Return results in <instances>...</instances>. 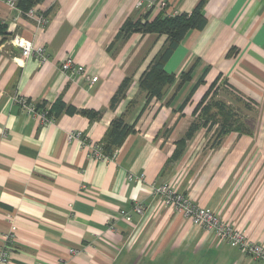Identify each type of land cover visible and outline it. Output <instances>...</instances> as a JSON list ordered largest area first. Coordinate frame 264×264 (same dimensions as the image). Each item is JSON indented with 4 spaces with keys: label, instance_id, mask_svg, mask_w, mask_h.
I'll return each instance as SVG.
<instances>
[{
    "label": "crops",
    "instance_id": "obj_1",
    "mask_svg": "<svg viewBox=\"0 0 264 264\" xmlns=\"http://www.w3.org/2000/svg\"><path fill=\"white\" fill-rule=\"evenodd\" d=\"M165 1L152 19L190 14L201 0ZM34 9L47 17L45 27L0 2V250L7 264H264L153 195L156 186L173 185L264 246V0H206L205 28L187 33L165 66L174 81L149 103L139 80L166 36L117 39L128 19L145 15L134 0H44ZM15 36L44 46L48 61L24 60L10 43ZM66 56L98 80L62 73ZM216 81L219 91L260 111L256 129L232 130L215 143L218 133L200 127L174 160L195 107ZM17 95L51 112L63 101L102 116L62 113L46 126L20 111ZM117 118L135 132L112 162L90 160L88 148L68 140L82 131L105 144Z\"/></svg>",
    "mask_w": 264,
    "mask_h": 264
},
{
    "label": "built area",
    "instance_id": "obj_2",
    "mask_svg": "<svg viewBox=\"0 0 264 264\" xmlns=\"http://www.w3.org/2000/svg\"><path fill=\"white\" fill-rule=\"evenodd\" d=\"M0 2L6 4L10 9H18L17 0H0ZM134 7L137 10L143 11L145 14L150 11L160 13L167 9V2L165 0H134ZM20 12L27 18L34 20L40 27H45L48 24L47 17L44 14L37 12L34 8L26 13H23L21 10ZM10 43L13 47L21 50V57L24 60L33 57L41 64L48 61L46 49L42 45H36L33 41L21 36H15ZM60 70L68 76L75 74L80 75L90 84H93L98 80V77H90L86 68L78 64L71 56L63 58L60 64ZM14 103L19 107L22 113L29 117L38 118L43 125L49 126L56 121V119L51 116L47 107L38 108L25 96L17 95L14 98ZM68 140H76L80 142L82 147L88 148V158L90 160L112 162L114 159L115 153L111 156L106 155L102 145L92 142L82 131L70 132ZM134 179L135 178L130 176V181H133ZM82 189L85 190L86 186H82ZM153 195L160 196L164 206L173 208L189 218L195 226L211 233L218 242L239 248L248 256L260 259L264 262L263 245L251 241L245 232L236 228L232 224L226 223L215 212L198 206L193 200L179 192L175 186L170 184L156 186ZM143 209L144 207L140 204H136L134 207V210L137 213H142ZM121 214L125 215L126 213L121 212ZM76 251L77 250L72 249L71 252L75 253ZM9 259L10 256L7 251L0 250V264H7Z\"/></svg>",
    "mask_w": 264,
    "mask_h": 264
},
{
    "label": "trees",
    "instance_id": "obj_3",
    "mask_svg": "<svg viewBox=\"0 0 264 264\" xmlns=\"http://www.w3.org/2000/svg\"><path fill=\"white\" fill-rule=\"evenodd\" d=\"M44 0H17V7L23 13H26L30 9L34 8L36 5L42 3ZM206 0H201L195 9L190 14H180L174 17L157 15L152 19L153 12H147L144 17L140 20L133 21L128 19L120 28L117 39L127 40L132 34H158L160 36H166V43L162 52L157 55L152 62L149 64L147 70L142 74L139 85L142 91L147 93V103L151 102L153 99L161 100L163 97L164 88L174 81V77L169 75L165 66L168 60L173 55L174 51L179 47L181 42L184 40L185 36L190 31H200L203 30L207 24V18L203 13V7ZM0 34L2 30L0 29ZM234 49L230 50L228 55H231ZM193 68H190L187 72L183 73L181 76V83H186L191 80ZM129 79H126L118 93V96L114 99L116 103L117 99L122 96L129 85ZM203 82V79L199 84ZM217 82H214L206 94L201 99L200 103L194 110V115L199 112L201 106L208 98L214 96V92L217 94ZM187 102L181 107L184 109ZM45 108V107H44ZM206 110V108H203ZM62 113H67L69 115L80 114L89 120H99L102 113L92 111L77 109L73 106L66 105L63 101H60L55 112H51V116L54 118L59 117ZM208 122V120H207ZM207 122L201 123L199 120H195L189 127L186 138L178 143L177 150L173 155L174 160H178L184 151L185 141L190 140L194 134L200 129V127H207ZM215 123V122H213ZM208 129H211L209 127ZM235 130L228 119H225L220 124V129L217 132V137L215 143L219 142L222 136L228 132ZM135 132V125H128L123 118L114 119L111 122L110 131L105 144H101L106 155H113L114 151L120 147L124 139Z\"/></svg>",
    "mask_w": 264,
    "mask_h": 264
},
{
    "label": "rangeland",
    "instance_id": "obj_4",
    "mask_svg": "<svg viewBox=\"0 0 264 264\" xmlns=\"http://www.w3.org/2000/svg\"><path fill=\"white\" fill-rule=\"evenodd\" d=\"M213 95L203 103L197 114H193L196 120L201 123L208 120L207 126L216 132L219 131L220 124L225 119L229 120L235 130L253 131L256 129V115L260 113L259 110L252 107L247 110L243 107V104L239 103L241 101L234 94L228 93L226 90L219 91L218 89L217 94L214 92ZM203 108H206V110H203Z\"/></svg>",
    "mask_w": 264,
    "mask_h": 264
}]
</instances>
